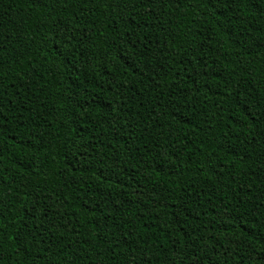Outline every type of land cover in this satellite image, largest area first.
Wrapping results in <instances>:
<instances>
[{"label":"trees","instance_id":"obj_1","mask_svg":"<svg viewBox=\"0 0 264 264\" xmlns=\"http://www.w3.org/2000/svg\"><path fill=\"white\" fill-rule=\"evenodd\" d=\"M0 264H264V0H0Z\"/></svg>","mask_w":264,"mask_h":264}]
</instances>
